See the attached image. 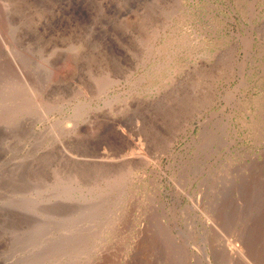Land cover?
I'll list each match as a JSON object with an SVG mask.
<instances>
[{
	"label": "rangeland",
	"instance_id": "obj_1",
	"mask_svg": "<svg viewBox=\"0 0 264 264\" xmlns=\"http://www.w3.org/2000/svg\"><path fill=\"white\" fill-rule=\"evenodd\" d=\"M0 264H264V0H0Z\"/></svg>",
	"mask_w": 264,
	"mask_h": 264
}]
</instances>
